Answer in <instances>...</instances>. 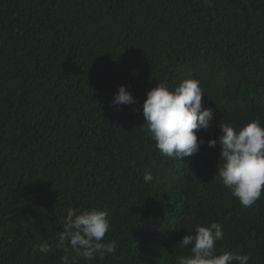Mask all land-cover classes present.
<instances>
[{
	"label": "trees",
	"instance_id": "trees-1",
	"mask_svg": "<svg viewBox=\"0 0 264 264\" xmlns=\"http://www.w3.org/2000/svg\"><path fill=\"white\" fill-rule=\"evenodd\" d=\"M189 78L213 116L179 161L142 105ZM120 85L137 103L111 104ZM253 120L264 126V0H0V264H177L182 237L212 223L216 254L264 264V195L244 207L216 174L219 124ZM92 208L116 252L84 261L60 221ZM41 243L49 254L32 252Z\"/></svg>",
	"mask_w": 264,
	"mask_h": 264
},
{
	"label": "clouds",
	"instance_id": "clouds-1",
	"mask_svg": "<svg viewBox=\"0 0 264 264\" xmlns=\"http://www.w3.org/2000/svg\"><path fill=\"white\" fill-rule=\"evenodd\" d=\"M130 85H120L111 104L132 105L137 103L127 89ZM204 91L195 79H184L174 88L169 89L164 83H157L146 92L142 114L144 129L155 142L161 155L174 160H181L199 151L204 143L198 139L197 132L207 131L211 126L213 110L204 108ZM222 135L219 138L221 153L217 171L223 186L244 207H251L264 195V126L258 120L248 122L236 130L228 123L219 124ZM217 141H208L214 147ZM151 173H145L144 181L151 182ZM108 213L99 208L86 209L77 214L68 210L60 221L63 232L60 244L68 241L72 251L84 261H91L116 252L115 241L104 243L109 231ZM224 239L222 226L212 223L205 227L198 225L194 234H186L179 241L181 248H189L190 254L177 258V264H248L247 254H233L224 251L216 254L215 243ZM47 243L34 244L33 253L51 252ZM61 264H76V257L69 259L66 254Z\"/></svg>",
	"mask_w": 264,
	"mask_h": 264
}]
</instances>
